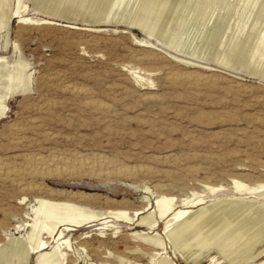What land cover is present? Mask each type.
<instances>
[{
  "label": "rangeland",
  "instance_id": "1",
  "mask_svg": "<svg viewBox=\"0 0 264 264\" xmlns=\"http://www.w3.org/2000/svg\"><path fill=\"white\" fill-rule=\"evenodd\" d=\"M145 1L0 0V173L12 168L0 175V249L12 260L0 264H23L32 233L50 242L28 264L54 250L56 264H159L156 238L174 264H229L223 246L247 222L209 246L188 241L199 253L190 261L163 233L156 200L194 213L220 199L264 201V0H168L153 13ZM99 153L129 170L47 176L29 163ZM195 193L208 203L191 207ZM52 214L68 217L71 247L56 240L63 226L45 228ZM254 221L264 226V209Z\"/></svg>",
  "mask_w": 264,
  "mask_h": 264
},
{
  "label": "bare ground",
  "instance_id": "2",
  "mask_svg": "<svg viewBox=\"0 0 264 264\" xmlns=\"http://www.w3.org/2000/svg\"><path fill=\"white\" fill-rule=\"evenodd\" d=\"M167 1L168 0H146L145 4L148 6L150 3L152 4L154 3V9L152 11L153 13V12H156L161 6L165 5ZM193 1H198V0H193ZM21 7L22 6L20 4L19 9H17V11L15 12L16 16H18L17 14H20ZM19 16H20L21 22L26 23V22H31L33 20L32 18H29V17H24L22 15H19ZM154 17H155V14H154ZM217 17H218V21L222 20L221 15H217ZM138 19H140V21L142 20L140 16L138 17ZM150 21L151 19L149 20V24H150ZM35 22H38V20H34V23ZM179 23H180V20H179ZM148 26H149L148 23L147 25L143 23V27H148ZM187 76L188 78L189 77L192 78V76L194 77L195 75L191 74L190 72V74H188ZM195 78L197 80L198 79H202V80L208 79L209 80V77H205V76L204 77L195 76ZM72 161L69 162L63 159H58L56 158V156H46L45 157V156H39V155L32 156L29 159V163L32 165L31 166L32 172H36V173L39 172L41 174L43 173L44 175H47V176L52 174L53 172L56 173L60 171L61 173L68 174V175L74 173V176L75 174L78 175V173H83V175L84 174H90V175H93V174L102 175L103 174L104 177L110 178L116 174L121 175V173L128 171L130 167L124 163H121L120 160L119 161L115 160L113 158H110L106 155H102L100 153L92 157L90 161L89 159L87 161L83 155H78V158L75 161L73 162ZM84 163H85V167H84ZM86 163H88L87 166H86ZM8 167L9 166L7 165L8 171L12 169ZM1 169H3V167H1ZM8 171H4L5 174H1L2 173L1 171L0 175L1 176L3 175L2 179L3 177L7 178L10 176L9 174H11V172L9 171L10 172L9 173ZM16 171L18 170L15 169L14 172ZM6 172H8L9 174L8 173L6 174ZM208 189L214 192H217V191H221L222 189H224V187L221 186L220 188V187L208 186ZM203 192L205 193L206 190H204ZM84 195L83 193L72 192V193H67L65 195V198H77L80 200L82 199ZM195 195H196L195 198L197 199L195 200L193 199L191 207H197V206L208 203V200L206 199L204 194L201 195V194L195 193ZM156 204L160 207L161 217L163 221L165 222L163 233L169 237L168 241L173 243V245L176 246L182 254H186L187 260L192 261V259H195L197 256H199V253L195 254L196 251L192 250L190 246H188V243H187L188 241L194 240V239L200 240L201 245L209 246L212 243V241L218 239L225 233L232 230L234 226H237L239 224L240 221L244 223L247 222L248 223L247 228L244 229L241 235H239L238 237L235 236L236 238L231 240L229 244L223 246L222 254L229 261V264H246L249 261L256 260L264 256V226L262 223L263 221L262 222L254 221V216L257 214V212L260 209H264V201L258 204H252L249 202L247 203V202L235 201L231 199H220L218 202H215L205 207L201 212H198V213L196 212L194 213L192 210L187 209V208L177 207L174 198H168V199L159 198L156 200ZM238 204L239 205L243 204V205H241L240 208L236 210L238 207L236 205ZM48 207L49 206H47V208ZM152 211H153L152 213L146 216V219L148 220V222H150L152 226H155L156 222L160 220L157 216V212H156L157 210L154 209ZM125 213L126 212H121L122 215L123 214L126 215ZM135 213L138 214L139 211H135ZM50 216L57 221L52 223L51 226H48L45 228H47V230H50L53 233L59 225L63 226V228L59 231V233H57L58 235L56 237V240L58 242L62 240L60 242L61 245L67 244L69 247H71L69 239H66V238L64 239L65 231L71 229L65 223L68 217L62 216L60 218H57L56 216H53V214ZM203 230H206V233H202ZM146 237L150 238L151 236L146 234ZM147 240L150 242L156 243L161 248L160 250L166 249L165 242H163L159 238H156L155 240H152V239H147ZM49 242H50L49 240L42 238L40 235H35L34 233H32L30 236L29 243L23 244V246L19 250L18 259L20 261H22L23 258L27 260V258L30 257L31 251L41 252L48 247ZM0 246H2L1 243H0ZM16 246L17 244L13 242L12 247L15 248ZM241 248H243L244 250L241 251ZM160 250H154L152 252L153 255L157 257L158 263L159 264H174V262L171 261L169 258H167V256L160 257L162 254L165 253L164 251H160ZM8 252H9L8 247L4 246L0 249V256L4 254L8 255ZM232 252L235 253L234 256L231 254ZM62 255H58V250H54V252L47 253L46 255L40 254L36 264L59 263L62 260ZM8 260L9 261L12 260L9 257V255H8ZM255 264H264V259Z\"/></svg>",
  "mask_w": 264,
  "mask_h": 264
},
{
  "label": "crops",
  "instance_id": "3",
  "mask_svg": "<svg viewBox=\"0 0 264 264\" xmlns=\"http://www.w3.org/2000/svg\"><path fill=\"white\" fill-rule=\"evenodd\" d=\"M28 260H23V264H28V262H27Z\"/></svg>",
  "mask_w": 264,
  "mask_h": 264
}]
</instances>
